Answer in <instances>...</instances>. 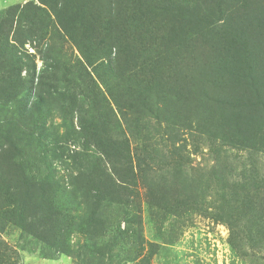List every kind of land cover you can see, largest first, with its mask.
<instances>
[{
    "label": "rangeland",
    "instance_id": "obj_1",
    "mask_svg": "<svg viewBox=\"0 0 264 264\" xmlns=\"http://www.w3.org/2000/svg\"><path fill=\"white\" fill-rule=\"evenodd\" d=\"M262 7L0 0V264H264ZM23 177L49 213L3 214Z\"/></svg>",
    "mask_w": 264,
    "mask_h": 264
},
{
    "label": "trees",
    "instance_id": "obj_2",
    "mask_svg": "<svg viewBox=\"0 0 264 264\" xmlns=\"http://www.w3.org/2000/svg\"><path fill=\"white\" fill-rule=\"evenodd\" d=\"M264 8V7H262ZM261 8V9H262ZM260 10V9H259ZM255 14H256V19L258 18V15H259V12L257 10H254L253 11ZM256 23V22H255ZM229 38H233L232 40L229 39ZM221 40L225 43V42H229L227 44V49H237V43L235 42V37L232 36V37H228V36H223L221 38ZM238 44H240L239 46H241L240 48L242 49H255L257 48V45L255 42H253L251 39H249L243 32L241 33V36H240V41L238 42ZM231 51V50H230ZM232 52V51H231ZM231 52L227 53V56H226V61L228 62V64H235L236 62V57H241V60L246 56V65H247V68L246 70H250L252 71V56H250V58H248V55H245L243 54L240 55V54H231ZM254 58V57H253ZM260 68V65H258L254 71H253V77H252V83H246L250 86L251 90H255V77H254V74H258V75H263L264 76V71H262ZM67 71L70 72L69 68H67ZM20 75V74H19ZM238 77H242V78H245V76H241V75H238ZM1 82V81H0ZM19 85H20V88H21V93L22 95L25 93V92H28L29 96H30V92L32 90V87L34 86L32 81H23L21 78H19ZM38 84V83H37ZM1 85V84H0ZM2 86V85H1ZM41 87L43 86V83H39V85H37V87ZM147 86V85H146ZM35 87L36 91H38L39 89ZM92 93L96 96H98L96 93V88H94L92 86H88ZM148 88V87H147ZM42 97L37 93V101L35 102V104H38L40 102V100ZM97 101V99H96ZM27 102V101H25ZM262 103H263V106H264V100H262ZM238 136H241L239 133H235L234 131H231L230 132V137L231 138H238ZM15 162V161H14ZM17 164L16 165H21V164H24L23 161L21 160H18L16 161ZM133 172V170H131V173ZM132 177H133V174H131ZM108 177L106 176V179ZM131 180H133L132 182L135 184V178H132ZM105 182L109 183V179L108 180H104ZM10 182H13L14 185H12L13 187V190H12V197L14 198V202L11 204V200H9V202H7L6 205H4L2 207V211H3V214L10 217V218H17V216H21L20 214L22 213V208H23V204H27L29 203L37 194V192H40V196H39V201L35 200V202L37 201L38 204L40 205V207H44L46 208V211L47 213L48 212V208H51L53 207L52 205L56 203V200L54 199V195L55 193H53V191L55 189H58L59 187L57 185H54V186H51L50 187V190L48 188V186L46 185V182L48 183V179H45V178H38V179H33L32 181H30L29 179H27L26 177H23V178H19L17 180L15 179H10L8 180L5 185H6V188H7V194H9V191H10ZM106 183V184H107ZM141 184L142 185H145L146 189L147 190H150L149 191V195L152 194L153 195V189L151 188L150 185H147L146 183V178H141ZM72 186V185H71ZM15 188V189H14ZM22 189H24V191H22ZM71 189L72 191V194L70 195V200L69 202L72 200V199H75L76 197V194L77 193H80L78 190H75V189H72L71 187L69 188ZM48 192L51 193V202L49 201H46V195L48 194ZM83 195V194H82ZM36 198V197H35ZM34 202V204H35ZM39 208V206H38ZM12 215H14L12 217ZM51 215V213H50Z\"/></svg>",
    "mask_w": 264,
    "mask_h": 264
}]
</instances>
